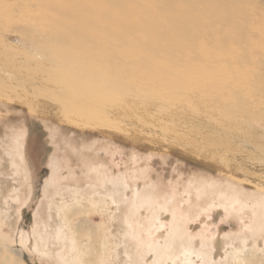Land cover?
I'll list each match as a JSON object with an SVG mask.
<instances>
[{
    "label": "bare ground",
    "instance_id": "bare-ground-1",
    "mask_svg": "<svg viewBox=\"0 0 264 264\" xmlns=\"http://www.w3.org/2000/svg\"><path fill=\"white\" fill-rule=\"evenodd\" d=\"M18 24L33 37L40 60L23 82L0 77V87L22 88L6 98L28 109L57 111L55 117L69 127L40 122L64 146L69 166L63 182L54 172L50 189L58 192L46 197L48 208L37 213L31 233L19 232L22 152L5 149L10 139L0 141V241L32 244L34 254L58 264H141L134 247L138 208L162 195L166 201L182 195L192 202V215L173 221V238L159 245L148 264H264L259 190L200 175L177 185L176 195L161 192L151 178L134 189V136L114 120L94 118L113 119L132 106L138 116L129 117L144 131L153 130V145L161 141L174 149L183 147L167 137L170 130L179 129L182 137L196 129V145L188 151L214 159L220 154L231 170L235 160L242 162L240 150L258 147L247 138L263 133L264 0H0V28ZM193 96L200 99L195 108L189 106ZM10 109L12 122H20L22 109ZM162 121L169 125L165 132ZM85 128L104 136L86 135ZM209 198L227 215L248 204L256 220L240 233L199 245L188 229L196 207ZM88 210L101 218L90 244L79 238L82 225L73 220Z\"/></svg>",
    "mask_w": 264,
    "mask_h": 264
},
{
    "label": "rangeland",
    "instance_id": "rangeland-1",
    "mask_svg": "<svg viewBox=\"0 0 264 264\" xmlns=\"http://www.w3.org/2000/svg\"><path fill=\"white\" fill-rule=\"evenodd\" d=\"M37 49L33 37L22 30L20 24L12 29L1 27L0 77H7V80L12 79L16 83L23 82V79H26L27 74L30 73L29 70L32 71L31 65L40 60L39 50ZM13 68L17 70L13 71ZM13 84L9 86L5 84L3 86L6 87H0V141L8 138L10 139L7 142L9 147H5V149L7 148L16 155L18 154L17 147H20L22 152V160L17 166L22 182L21 213L17 226L19 232L23 231L30 234L37 213H43L48 208L46 197L49 193L53 195L58 192L57 189L51 192L50 189L53 178H55L54 172L58 170L56 174H61L60 178L63 182L66 171L68 173L66 168L69 166V162L68 164L65 162L64 152L62 151L64 146L59 140H53L40 121L47 119L64 127L69 126L62 123L63 120L60 117H55L57 111L52 110L50 107L42 106V110L31 107L28 109V106L25 107L26 105L7 99L6 96L20 94L23 91L20 87H13ZM262 100L264 101V98ZM199 101L198 97L193 96L189 106L195 108L196 102ZM125 107L113 119L105 114L95 115L94 118L96 120L106 119L104 121L107 122L114 120L116 124L121 125L120 127L127 129L128 133L134 136L135 139L131 142L133 143L136 161L134 160V164L130 168L134 189H139L146 178H151L158 182L161 192L176 195L181 190L179 189L180 186L177 185H185L193 175H200L222 181L231 179L234 183L245 186L248 192L259 190L264 195V105L261 107V119L258 121V127L263 129V133L247 138L249 144L252 141H258L256 143L258 147L256 149L247 147L240 150L241 153L238 156L243 158L242 162L234 159L236 162L231 170L226 167L225 160L218 157L220 154L216 155L217 158L214 159L211 156L204 158L198 153L188 151L196 145V141L192 139L195 136L196 129L182 137L177 134L179 129L175 132L172 130L173 133H171V130L170 133L168 132L167 137L172 139V142L177 140L183 148L174 149L161 141H159L160 145H153V141H156L153 139V130L144 131L140 125H136V122L134 123L129 117L131 113H135L134 116L136 117L137 114L133 111L134 108L132 106ZM10 108L13 110L22 109L20 122H12ZM129 120L130 122H128ZM5 122L9 127L5 128L3 126ZM188 124L192 125L190 122ZM159 126H162L165 132L169 125L163 122ZM141 130L144 132H139ZM82 133L97 135V137L104 136L103 132L97 128H85ZM13 141L17 142V146L10 145L14 144ZM122 167L126 171V165L124 164ZM130 172L126 171V175ZM213 201H216V199L209 198L199 207H196V219L193 221L194 224L191 223V228L188 229L190 234L187 235L194 236L199 245L201 243L203 245V242L212 238V236L220 235L224 237L240 233L247 225L249 226L256 220V210L249 207L248 204L227 215V212L215 205ZM191 210H193L192 202L183 198L182 195H177L176 198L168 201L162 195L149 202L148 206L138 208L137 216L133 220L135 230H137L134 237V247H137V251H139V262L141 264H148L150 256L159 253V245L167 239L173 238V221L185 214L191 216L193 212ZM74 216V224L79 223L82 225V229L79 230V238L83 240L87 238V244H90L88 237L95 235L97 224L100 225L101 223L100 216L92 210L82 214L79 212ZM1 233L3 237H8L9 230H7V227H3ZM91 241L95 242V239L93 238ZM95 246L99 248V245L95 244ZM31 248L32 244H28L25 248L21 246L18 239H15L12 244L11 242L8 244L0 241V264H58L54 258L34 254ZM98 263H101V261Z\"/></svg>",
    "mask_w": 264,
    "mask_h": 264
}]
</instances>
